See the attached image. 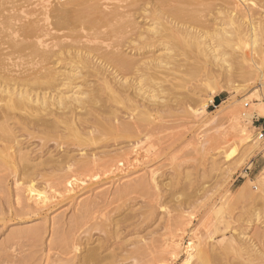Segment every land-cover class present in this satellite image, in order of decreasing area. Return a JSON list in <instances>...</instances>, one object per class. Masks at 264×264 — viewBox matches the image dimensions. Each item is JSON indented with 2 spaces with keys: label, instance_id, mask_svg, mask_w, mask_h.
<instances>
[{
  "label": "rangeland",
  "instance_id": "374dc122",
  "mask_svg": "<svg viewBox=\"0 0 264 264\" xmlns=\"http://www.w3.org/2000/svg\"><path fill=\"white\" fill-rule=\"evenodd\" d=\"M253 2L248 4L262 11L253 23L260 29V38L257 36L253 41L241 30L232 38L235 48L231 43L223 45L226 48L220 47L219 58H225L221 61L224 65L227 63L226 67L222 63L220 66L212 64L209 55L203 56L207 58L203 60L196 49L185 48L184 51L175 47L173 52L178 58L175 54L176 60L172 59L171 65L166 66L170 68H158L156 86L145 83L148 93L153 89L157 91L159 102L152 115L144 116L146 119L139 122L140 130L124 131L121 126L115 130V125L130 121L134 108L125 97L110 98L109 94L102 93V107L104 110L107 107L104 116L111 126L100 127L103 131L99 128L100 131L93 133V140L82 142L85 144L76 142L74 132L63 128L65 125L60 131H32L30 134L13 131L17 140L24 143L23 150L35 151L32 154L36 158L34 163L50 155L60 158L68 150L76 158L96 157L98 176L78 181L69 191L67 183L57 178L65 169H57L52 163L43 165L41 168L48 179L35 180L34 185L47 195H54L47 204L38 206L36 201L27 199L25 188L29 182H15L11 164H2L0 209L4 213L0 211V263L77 264L79 256L87 255L90 248L99 249L106 236L113 247L99 250L102 255L112 253L118 243L127 249L121 250L122 253L116 250L119 258L110 257L101 264H195L194 259L190 263L185 260L189 243L218 252L223 262H243L242 258L232 252L229 255L224 249L233 237L236 244L255 243L263 251L264 259V150H253L250 141L239 139V128H233L230 112L219 108L230 105V110L240 107V112L245 111L253 104L254 93L260 95L264 103V76L258 70V67L264 68V34L261 31L264 30V2ZM228 6L216 0L206 7L203 13L206 17H202V21L209 26L208 38L214 34V28L223 24L230 28L227 15L231 7ZM19 14L23 15L21 11ZM138 14L142 34L139 39L144 40L152 20L151 17L143 18L144 14L148 15L144 12ZM248 23H245L246 29ZM119 39L125 42L124 52L141 61H150L167 52L162 45H148L143 46L141 54L131 53V40ZM179 52L186 56H180ZM186 59H190L189 62ZM69 60L56 63V67L69 68ZM59 88L68 90L65 86ZM131 91L136 95L134 89ZM213 91H216L214 101L205 111L201 110ZM216 95L222 99H215ZM104 102H108L107 105ZM47 119L51 121V117ZM242 124L250 128L248 132L252 137L259 138L264 118H254L249 126L246 122ZM258 142L264 147V139ZM1 150L0 158L5 154ZM63 165L67 167L64 161ZM32 228L38 230V238L23 233ZM58 239L67 240V248H72L70 254L60 256L63 244L60 245ZM174 242L182 244L178 256L172 254ZM53 243H58V247ZM131 250H134L132 254Z\"/></svg>",
  "mask_w": 264,
  "mask_h": 264
},
{
  "label": "bare ground",
  "instance_id": "6f19581e",
  "mask_svg": "<svg viewBox=\"0 0 264 264\" xmlns=\"http://www.w3.org/2000/svg\"><path fill=\"white\" fill-rule=\"evenodd\" d=\"M215 1L58 0L53 2V0H23L20 3V0H0V144L4 142L1 149L4 150L2 153H5L0 158V166L11 164V173L15 174V182L20 180L29 182L30 185L25 188L28 200L36 201V205L39 206L47 204L54 195H47L45 191L38 190L34 185L35 180L48 179V174L41 168L43 165L52 163L56 166L53 165V167L57 169H65V173L57 176V178L67 183V188L71 191L78 181L82 182L85 178L90 177L92 179L98 176L95 173L98 160L94 156L85 157L83 153V157L76 158L77 156L71 155L67 150L64 155L59 156L60 158H54V155H50V157L34 163L36 160L32 155L34 150H23L22 145L24 143L22 140H17L13 131H26L29 134L32 131H60L65 125L63 128H68L74 132L76 142L87 143L94 139L93 133L100 127L107 129L111 126L104 116L107 107L103 105L106 107L105 110L102 107V93L109 94L110 98L125 97L128 103H131L129 104L130 107L134 108H131L133 109L131 111L134 112L131 114L130 121H122L121 125L117 123L115 125L112 121L116 127L113 128L116 130L121 126L124 131L128 129L138 130L141 128L139 122L146 119L143 118L144 116L150 117L152 110L159 102L157 91L153 89L151 93H148L144 89L145 83L150 82L156 86L158 73H160L158 68H170V66H166L171 63L172 59L176 60V53L173 52L175 47L183 48V50L185 48L196 49L202 59H207L203 56L209 55L212 64L220 66L224 61L222 63V57L219 58L218 49L231 43L232 38L241 30L245 31L246 38L252 37L253 41L257 36L258 39L260 38L258 33L260 29L255 27L253 23L255 16L262 14L260 13L262 11H257L256 6L254 9L253 4H248L249 1L253 2L254 0H217L220 1L221 5L226 3L231 7L227 15V25L230 28L224 27V24L219 26L220 28H214V34L208 38L207 28L209 26L206 25V21H202V17H206L203 15L206 12L205 9H208L206 7ZM259 1L264 2V0ZM19 11L23 15H20ZM139 12L140 15L143 12L148 14H144L143 18L151 17L152 20L144 40L139 39L142 36L137 22ZM246 22L250 23L247 24V29ZM261 31L264 34V30ZM122 37L126 41L131 40L129 42L131 53L134 51L141 54L143 46L148 45L149 47L162 45L167 52L150 61H141L124 52L123 45L125 42L119 39ZM135 42L136 45L132 44ZM186 53L183 54L186 56ZM187 58H190L189 55ZM67 59H70L68 64L71 63L69 68L66 66L65 70H61L56 67V63ZM242 59H245L244 56ZM186 60L189 62L190 59ZM174 64L177 65V63ZM256 64L258 65L257 62ZM256 64L254 63L253 66L255 67ZM179 65L181 66V64ZM226 65L223 64L222 66L226 67ZM228 66L227 68H229ZM259 68L258 70H261L264 76V68ZM171 70L168 69L169 72H172ZM204 71H206V67ZM61 86L67 87L68 90L63 91L59 88ZM75 88L76 90H74ZM131 89L135 90L136 95H132ZM215 94L216 91L210 93L201 110L205 111L208 104L214 101L213 95ZM253 97H255L253 104L242 112L239 110L240 107L230 110V105L224 107L220 105L219 108L220 110L223 109L224 112H230L229 118L233 123V128L236 126L239 128V139L250 141L254 145L253 150L261 152L264 147L258 141L264 138L260 137V134L259 138L252 137L248 132L250 128L247 129L246 125L242 124L246 122L249 126L248 124L254 118H264L262 97L255 93ZM107 103L105 104L107 105ZM246 105L249 104L246 103ZM135 111H137L136 114ZM112 113L115 119L116 114L113 110ZM110 114L109 112V116ZM48 117H51V121L47 119ZM102 128L100 129L102 130ZM63 161L67 163V167L63 165ZM0 182H2L1 177ZM0 211L2 212V209ZM25 231L23 233L31 234L32 238L39 237L38 230L35 228ZM108 239L110 240L109 237ZM108 239L107 236L103 238L104 241L100 242L99 249L90 248L87 255L79 256L77 264H101L107 259L109 260L110 257L120 256L119 253L115 252L116 250L122 253L124 249H127L118 243L111 250L112 253L102 255L101 251V253L98 252L99 250L107 251L113 247ZM58 241L61 242L60 245L63 244L60 246L61 257L63 254L68 255L72 252V248H67V240L58 239ZM218 241L222 242L223 240ZM178 242L172 244L173 252L171 250L170 252L173 256H176L177 253L180 254V251H177L182 244ZM247 242L236 244L233 237L224 247L225 251H228L227 254L230 255L231 252L233 255L236 254L243 259V262H223L218 252L214 253L213 250L206 249L207 247L195 246L192 243L186 246V250L184 248L185 260L190 263L194 259L195 264H264L263 251L261 252L255 243ZM53 244L55 245V243ZM138 247L139 251L141 248ZM136 248L135 250H137ZM131 251L132 254L134 250ZM230 261L233 262L231 259ZM73 263L75 262L73 261ZM192 263L194 264V262Z\"/></svg>",
  "mask_w": 264,
  "mask_h": 264
},
{
  "label": "built area",
  "instance_id": "2783aa9c",
  "mask_svg": "<svg viewBox=\"0 0 264 264\" xmlns=\"http://www.w3.org/2000/svg\"><path fill=\"white\" fill-rule=\"evenodd\" d=\"M260 137L264 138V126L260 129Z\"/></svg>",
  "mask_w": 264,
  "mask_h": 264
},
{
  "label": "crops",
  "instance_id": "0c3cea01",
  "mask_svg": "<svg viewBox=\"0 0 264 264\" xmlns=\"http://www.w3.org/2000/svg\"><path fill=\"white\" fill-rule=\"evenodd\" d=\"M215 99H222L221 97H220V95H216V97H215ZM254 164H255V161H254Z\"/></svg>",
  "mask_w": 264,
  "mask_h": 264
}]
</instances>
